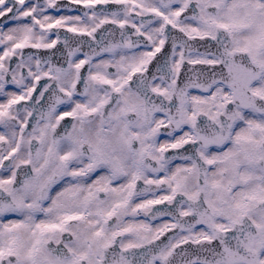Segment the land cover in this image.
Here are the masks:
<instances>
[{
    "label": "snow or ice",
    "instance_id": "obj_1",
    "mask_svg": "<svg viewBox=\"0 0 264 264\" xmlns=\"http://www.w3.org/2000/svg\"><path fill=\"white\" fill-rule=\"evenodd\" d=\"M0 264H264V0H0Z\"/></svg>",
    "mask_w": 264,
    "mask_h": 264
},
{
    "label": "flooded vegetation",
    "instance_id": "obj_2",
    "mask_svg": "<svg viewBox=\"0 0 264 264\" xmlns=\"http://www.w3.org/2000/svg\"><path fill=\"white\" fill-rule=\"evenodd\" d=\"M67 2H68V0H59V3H61V4H67ZM74 10H78L79 9V6H77V5H72L71 6ZM99 7V6H98ZM109 7H112V8H115V6H109ZM53 14H57V13H55L53 10H50ZM73 14H75V12L73 13ZM108 27H111V26H108ZM69 35H71V34H69ZM58 47H62V45H58ZM26 51H30V50H26ZM197 67H201V66H197ZM63 123V122H62ZM190 147L191 146H186V148H188V149H190ZM170 154V153H169ZM156 207H160V208H162V207H164V205H158V206H156ZM141 218H143V217H141ZM167 235H171V233H168ZM167 237H164L163 239H166ZM184 247H186V248H188V247H193V246H189V245H185Z\"/></svg>",
    "mask_w": 264,
    "mask_h": 264
}]
</instances>
